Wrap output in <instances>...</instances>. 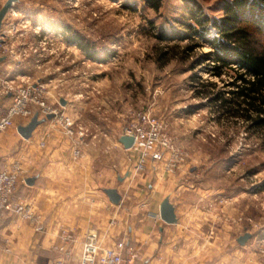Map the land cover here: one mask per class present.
Returning <instances> with one entry per match:
<instances>
[{
    "label": "rangeland",
    "instance_id": "rangeland-1",
    "mask_svg": "<svg viewBox=\"0 0 264 264\" xmlns=\"http://www.w3.org/2000/svg\"><path fill=\"white\" fill-rule=\"evenodd\" d=\"M6 1L0 0V9ZM198 1L211 17L222 15L223 0ZM13 7L16 12L7 13L2 29L7 31L13 21L19 23L17 31L4 38L16 55L0 63V71L18 82L43 84L45 100L59 117L66 111L60 99H66L70 104L66 115L74 120V130L84 126L91 133L95 119L102 132L111 127L118 136L140 114L149 112L163 123V132L191 155L186 163L192 167L187 180L192 187L181 192L188 212L184 227L193 230L189 238L194 244L206 245L191 254L211 264H252L254 255L264 261V125L253 127L244 118L221 115L212 106L218 93L230 95L233 72L215 75L210 71L211 59L191 66L213 49L210 39L217 37L218 29L209 23V36L196 38L201 46L189 60L173 59L160 66L154 60L159 40L149 19L157 26L184 31L175 21L187 18L183 0H164L159 12L138 0H17ZM83 37L99 51L97 57L82 50ZM175 42L181 51L191 41L163 44ZM194 75L205 82L206 86L197 87L208 97L196 96L193 85L199 81ZM30 118L17 117L13 126L0 132V167L16 160L28 162L30 138H24L18 126L28 124ZM132 153L115 149L117 171H109L105 168L109 152L100 150L99 190L110 210L95 229L102 233L107 227L103 222L108 221L104 238L109 241L129 234L126 208L131 206L118 209L104 188L121 186L134 167ZM99 166L95 165V172ZM71 169L64 174L77 172L81 177L80 171ZM246 232L253 236L242 245L238 239Z\"/></svg>",
    "mask_w": 264,
    "mask_h": 264
},
{
    "label": "crops",
    "instance_id": "crops-1",
    "mask_svg": "<svg viewBox=\"0 0 264 264\" xmlns=\"http://www.w3.org/2000/svg\"><path fill=\"white\" fill-rule=\"evenodd\" d=\"M96 91L100 93L103 90ZM69 105L68 101L63 105L68 112ZM98 123L94 119V130L91 133L84 131L82 135L76 134L78 137L68 135L64 127L50 119L39 124L33 131L26 157L28 162L21 159L24 171L20 176L16 198L30 205L35 218L23 221L15 213L4 214L0 220V264H47L53 261L63 255L58 247L64 229L71 231L75 237L70 245L72 258L79 257L85 236L97 228L102 214L108 215L110 210L108 201L102 199L99 190L101 147L109 152L108 163L105 165L109 171H117L116 160L113 158L115 149L121 148L126 154L131 151L120 142L124 133L117 136L111 127L102 132ZM43 139H46L45 144L41 145ZM132 157L135 160L136 155L132 153ZM95 165L99 166L96 172ZM71 168L80 171L81 177H78L75 170V173L70 172L68 176L64 174L72 171ZM191 170L192 167L187 163L173 174L165 172L160 165L157 168L150 165L142 174L135 175L132 168L121 186L115 187L122 195L117 208L131 206L126 208L130 210L126 220H130L128 235L131 243L139 249L142 263L211 264L191 254L206 245L194 244L189 238L193 230L184 227L188 212L181 192L182 189L192 187L190 183L187 185L188 172ZM28 179L33 180L28 182ZM166 197L175 206L178 218L176 223L169 224L161 217H155L160 214L161 203ZM141 201L146 202L141 205ZM103 223L107 226L102 230L104 235L109 223ZM251 260L252 264H264L260 255L252 256Z\"/></svg>",
    "mask_w": 264,
    "mask_h": 264
},
{
    "label": "built area",
    "instance_id": "built-area-1",
    "mask_svg": "<svg viewBox=\"0 0 264 264\" xmlns=\"http://www.w3.org/2000/svg\"><path fill=\"white\" fill-rule=\"evenodd\" d=\"M10 11L16 12L14 7ZM18 24L13 21L7 31H0V57H5L4 61L16 55L14 49L7 47L4 38L8 33L17 31ZM36 113H39V116L53 113L52 120L61 122L70 136L82 135L84 132L83 127H79V130L73 129L74 120L69 115L62 113L59 117L57 110L47 104L43 84L28 83L23 79L18 82L17 77L0 71V132L13 126L17 117L30 118ZM124 134L134 137V143L129 150L136 155L133 167L135 175L146 171L150 165L154 168L160 165L165 172L173 174L180 170L191 156L188 150L176 145L173 138L163 132V123L149 112L140 114ZM44 144L45 139L41 142V145ZM23 171L20 160L0 169V220L7 212L15 213L23 221H32L35 218L30 205L25 200L16 198ZM145 202L141 201L140 204L144 205ZM155 217L161 216L156 214ZM60 239L58 249L63 255L47 264H146L142 263L141 253L131 243L128 233L107 243L100 231L90 230L83 240L77 259L72 258L70 248L75 240L73 233L64 229Z\"/></svg>",
    "mask_w": 264,
    "mask_h": 264
},
{
    "label": "trees",
    "instance_id": "trees-1",
    "mask_svg": "<svg viewBox=\"0 0 264 264\" xmlns=\"http://www.w3.org/2000/svg\"><path fill=\"white\" fill-rule=\"evenodd\" d=\"M147 7L159 12L164 0H138ZM187 18H176L175 21L184 31L175 27L155 25L149 19L150 28L155 30L153 36L159 40L154 48V60L160 66L168 64L173 59L189 60L191 53L201 43L196 38H207L210 33L209 23L218 29L217 37L210 39L212 50L193 61L192 68L197 67L207 59L214 64L210 71L221 77L226 72H233L234 79L230 82V95L218 93L212 101V106L222 115L232 118L242 117L253 127L264 125V0H223L222 15L211 17L204 12L198 0H183ZM71 39V38H70ZM73 40V39H71ZM168 40L191 42L180 51L177 42L163 44ZM89 57L95 58L99 51L94 44L82 38L79 43ZM197 84L196 96L208 97L197 86H206L200 77H192ZM202 90V89H201ZM135 264V263H134Z\"/></svg>",
    "mask_w": 264,
    "mask_h": 264
},
{
    "label": "water",
    "instance_id": "water-1",
    "mask_svg": "<svg viewBox=\"0 0 264 264\" xmlns=\"http://www.w3.org/2000/svg\"><path fill=\"white\" fill-rule=\"evenodd\" d=\"M17 0H7L4 5L0 9V31L2 29V25L4 22V19L9 12V10L13 7V4ZM5 57H0V62L4 61ZM60 102L65 105L67 103V100L64 98L60 99ZM54 117L53 113L48 114L45 118H40L39 113H36L33 115V117L30 119L28 124L26 125H19L18 131L19 133L26 139H29L32 136L33 131L36 129V127L43 123L46 119H52ZM120 142L124 145L126 149H129L133 143H134V137L130 135H122L120 137ZM33 179H28V182H32ZM105 193L108 195L110 201L114 204H119L122 199L121 193L118 191L115 187L105 188ZM160 216L161 219L166 223H176L178 218L175 211V206L171 202L169 197H166L163 202L161 203L160 207ZM253 236L252 233L246 232L245 234L241 235L238 239V241L244 245L248 239H250Z\"/></svg>",
    "mask_w": 264,
    "mask_h": 264
}]
</instances>
